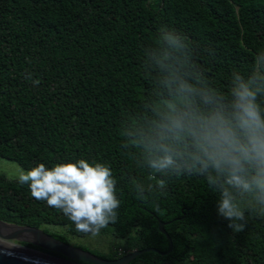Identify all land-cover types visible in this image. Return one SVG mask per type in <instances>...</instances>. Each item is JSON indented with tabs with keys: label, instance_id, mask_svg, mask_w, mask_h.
<instances>
[{
	"label": "trees",
	"instance_id": "obj_1",
	"mask_svg": "<svg viewBox=\"0 0 264 264\" xmlns=\"http://www.w3.org/2000/svg\"><path fill=\"white\" fill-rule=\"evenodd\" d=\"M165 26L191 38L208 77L223 89L232 70H246L264 50V0H0V159L25 171L79 159L109 166L122 204L117 223L101 230L110 242L106 253L94 254L100 259L166 253L160 222L168 254L147 252L127 264H264V218L250 217L234 233L206 183L171 182L159 212L131 194L128 175L144 172L120 148V121L150 87L143 49ZM0 221L65 244L64 235L42 228L83 236L26 184L1 176Z\"/></svg>",
	"mask_w": 264,
	"mask_h": 264
},
{
	"label": "clouds",
	"instance_id": "obj_2",
	"mask_svg": "<svg viewBox=\"0 0 264 264\" xmlns=\"http://www.w3.org/2000/svg\"><path fill=\"white\" fill-rule=\"evenodd\" d=\"M200 59L190 37L159 29L143 49L141 67L150 87L122 116L120 148L144 172L127 177L136 200L159 212L171 182L196 178L218 195L217 215L238 233L250 217L264 218V50L246 70H232L223 89ZM17 181L83 235L99 237L119 219L117 180L103 163H40L21 170Z\"/></svg>",
	"mask_w": 264,
	"mask_h": 264
},
{
	"label": "water",
	"instance_id": "obj_3",
	"mask_svg": "<svg viewBox=\"0 0 264 264\" xmlns=\"http://www.w3.org/2000/svg\"><path fill=\"white\" fill-rule=\"evenodd\" d=\"M163 226V223L158 222L157 230L167 240L168 251L166 253L162 254L153 249H146L133 251L120 259L108 261L82 249L70 247L39 229L0 221V264H76L75 262L85 264H127L136 256L147 252L165 256L171 249V242L163 231ZM10 242H15L17 245H12ZM21 244L30 245L42 252L26 248ZM44 252L56 253L61 258L49 256Z\"/></svg>",
	"mask_w": 264,
	"mask_h": 264
},
{
	"label": "rangeland",
	"instance_id": "obj_4",
	"mask_svg": "<svg viewBox=\"0 0 264 264\" xmlns=\"http://www.w3.org/2000/svg\"><path fill=\"white\" fill-rule=\"evenodd\" d=\"M21 170L22 169L15 163L0 159V176L6 180L18 182L17 177ZM42 230H45L47 233L64 235L67 239V245L74 248L86 249L93 255L106 253L110 242V237L108 235H100L96 238L87 235L79 237L70 236L65 234L64 229L54 226H46L43 227ZM10 244L17 245L15 242H10Z\"/></svg>",
	"mask_w": 264,
	"mask_h": 264
}]
</instances>
